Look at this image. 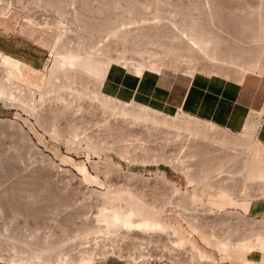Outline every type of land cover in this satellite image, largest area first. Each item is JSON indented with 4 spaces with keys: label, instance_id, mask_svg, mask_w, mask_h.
<instances>
[{
    "label": "rangeland",
    "instance_id": "1",
    "mask_svg": "<svg viewBox=\"0 0 264 264\" xmlns=\"http://www.w3.org/2000/svg\"><path fill=\"white\" fill-rule=\"evenodd\" d=\"M54 1L0 0V73L2 72V74H4L5 72L4 76L0 74V82L2 83V80L5 78L1 85L4 86V89L6 88V93L9 95V100L0 96V147L3 148L0 154H3L4 150L7 149V152L9 151V156L11 155L10 158L14 156L17 161L15 165L3 164L6 166L2 165V167H0V264H59L60 261L64 260L69 263L72 258L73 260L71 261L74 263L72 262L71 264H198V261L196 260V262L194 257L188 256L191 257V260L195 263L193 261L192 263L189 258L187 259V254H185L186 252L184 250L186 245L182 239H188V241L195 245L200 253L207 256V262L209 263L204 264H264V228L259 225V222L264 219V214H261V211L264 209V191L259 189L262 186L261 184H253V187L252 184L250 186L247 184L246 186H248L249 193L243 192L242 189L245 182H243L242 176L239 175L240 172L237 170L238 166H236L235 170L239 173L233 170L234 166H230L232 169H230V167L228 169L224 168L222 170L223 172L218 171L219 173H215L217 177L221 174V176H219L220 178H217L214 174L212 175L215 177H208L210 183L207 180H204V182L199 181L196 179L195 175L199 172L202 173V167L201 165L195 164L198 161L195 160L191 152L188 151L189 149L185 150L188 146L185 144L183 145V141H180L182 143L180 145V143L176 144V141H170L161 136H159L161 138L158 137L154 139L156 135L155 137L152 135L154 137H152V140L148 137L146 139L145 137L147 135L143 134L137 135L136 133L134 136V134H132V132H134L133 129H131L132 131H129V133V129L122 125L123 122H121V120L110 117L108 119L107 113H105L107 114L106 116L104 112L100 113L104 114L103 116L99 113L97 115L95 114L94 117L91 113L90 116L89 113L84 111V104H95L91 99L93 98L94 100L96 96L94 95L95 88L93 90V82H96L98 77L97 74H90L89 72L84 74L89 85L87 87L89 91L86 90L88 92V95H86L88 97L90 96L89 98H87L86 95L85 97L82 93L74 94V90H78L80 86L83 87V84L81 85L78 80H73V82L67 80V82L65 79H55V84L58 83L59 86L56 84L54 87L50 86V83H48V77L52 70L55 53L59 49L62 50L64 47L65 50L63 49V51L67 53L76 52L81 56L87 54L86 56L90 57L92 60L97 58V61H101V56H103L102 48H105L104 50H106L107 54L108 45V47H110L109 49H111L110 52H113L112 54H108L110 57L115 54V52L118 53V51H127L124 53V56L125 54L127 55L125 58L131 56L132 58H130L132 60L138 61L143 58H146L145 60H147V58L153 59L152 57L157 56V59L159 57L161 60H164L165 63H168L165 65L167 67L162 66L159 70L178 72L190 76L202 73L209 76H220L226 79L236 80V70H232L231 73L227 74L225 71H220L221 68L217 69V65L221 64V60L217 58V61L219 60L218 62L216 59H206L205 61V59L199 58L201 54L189 57L186 54L182 55L176 52H163L160 47H158L159 45L155 43L154 39L151 38V40H154V42H152L150 38L144 37L142 34L145 27L152 26L162 32L164 35L163 39H167L165 36L171 35L172 33H176V35L185 34L192 27V23L195 22V20L196 22L206 20L210 12L208 10L210 9V5H208L209 0H87L86 7L76 0H60L61 3H58L59 6H56L57 3H54ZM220 1L221 0L218 2ZM230 1H232V4L229 3ZM233 1L234 0H222L221 3L223 7L225 6L223 10L226 8L229 9L228 7L230 6L233 7ZM203 2L204 4H202ZM243 2V11L252 9V11H254V7H261L262 9L256 8L260 11L258 12L255 10L253 15L254 18L258 15H260L258 17L262 18V14L260 13L264 12L262 11L264 8V5H262L264 4V0H242V3ZM7 5H10V7H7ZM108 5H110V7H108ZM203 6L206 7L204 8ZM101 7L104 8L102 9ZM255 12L259 13L256 14V17ZM202 16L207 17L204 18ZM106 17L112 19V21L115 20L114 24L116 27L115 25L111 27L114 29L113 33L110 32L109 28H105V25H102L103 20H107ZM98 23L101 24L99 25ZM97 26L100 28H96ZM184 31L185 33H183ZM163 32L166 33V35ZM143 37L145 39H143ZM261 41H264V38ZM77 50L80 51L78 52ZM140 55H142V57ZM214 63L218 64L215 65ZM171 64L176 66L179 65V67L172 68ZM109 65L123 66L133 72L136 71L134 70L135 68H131L129 65L123 64V62H111ZM188 66L190 67L188 68ZM219 67H221V65ZM144 70L155 71L147 68L142 69V71ZM72 71H77L78 73L80 71V73L83 74L78 67H75V70L73 69ZM250 73L264 76V58L257 60L255 70ZM87 77H89V79ZM61 83L65 85L63 84L62 87L60 86ZM14 84L16 86H14ZM12 86L15 89H13ZM65 86L68 88H65ZM81 87L77 92H81ZM17 88L19 91L21 89V92L16 91ZM28 90L31 92L29 91V93H27ZM18 92L19 95L17 94ZM10 94H12V97H10ZM20 96H23L21 98L26 100L28 104L32 105L34 103L32 106L35 108V112L31 111L30 113L21 104H18V99L16 100V98ZM91 96L93 97L91 98ZM106 100L109 102L111 101L112 104L115 103L116 106L121 105L124 111L134 108L146 109L145 107L135 104H122L107 98ZM86 101H90L91 103ZM99 101L101 102V100ZM99 101H96V104L98 103L97 106L99 105ZM35 104L39 106L37 107ZM65 106H67V108ZM38 108L40 112H38ZM63 109H66V111L63 112ZM53 110H62L63 115L67 112L66 115L69 114L70 116L76 117V123L74 122L76 125H74V123L70 125L68 122L66 123V121L62 123L63 115L61 119L60 116L58 117L59 120H62L58 122V124L55 119L56 122L49 125V119H47V121L45 118L48 114H44ZM84 113L88 115V117ZM154 113L158 114L156 112ZM159 115L160 117H166L167 122L177 121V124L183 117L180 115V112L170 116L162 114H158L157 116ZM38 116H42L41 118L44 117V122H42V119H38ZM250 116L257 115L251 113L249 117ZM190 118L204 124V126L212 128V134L242 140L255 139L256 130L259 125L255 117H251L250 121L253 124V133L248 134L245 129L243 132L232 133L210 123L192 117ZM256 118H258V116ZM90 119L91 121H89ZM173 122L169 124L173 127L177 126V124L174 125L175 122L174 124ZM62 124H66V126ZM125 127L127 130H125ZM164 134L167 135V133ZM249 137L251 139H248ZM153 140L157 141L154 143ZM178 145L187 147L178 148ZM186 151H188L189 154ZM8 154L6 153L4 157ZM0 156L2 157V162L5 161L3 163H6V159L4 160L2 155ZM5 158L9 159L8 156ZM191 160L193 162H191ZM232 173L235 176H231ZM75 179H83V187L88 191L96 190L97 192L107 193V199L106 196L95 198L93 195H89L87 198L89 201H86L85 197L87 195L82 194V196L79 194L76 196H79L80 200L76 196H70V198H68L71 201L68 200V204L71 203V205L67 207L65 213L58 208H54V205L61 201L57 189L62 188V192L66 189V193H69L70 189L73 188L76 183ZM229 184L234 188V192H229L228 188H226L227 186L229 187ZM172 185L181 191L180 193L182 196L179 193L177 194V192H173L175 190H173L174 187H171ZM214 185L216 189H213ZM221 186L222 189L220 190ZM31 187L36 188L38 191ZM63 187H65L64 190ZM223 187H225L226 189H224L227 191L223 190ZM40 188L47 189L40 190ZM237 191L238 193H236ZM36 192H41L42 194H37ZM44 193L46 195L50 194L49 196L52 200ZM234 193H236L238 197H236ZM8 194L10 197L12 196L15 198H10ZM54 194H57V196ZM110 197L112 201L108 199ZM54 198L57 199H55L53 203ZM8 199H10L9 202ZM29 199H31V201ZM7 202L20 203H18L19 206L15 203L18 207L17 209L15 205L17 210L13 208V210H11L10 208L12 206L8 208L10 204L8 205ZM76 202L79 205H77ZM255 203L257 204L258 210L251 214V208ZM21 204H31L32 206L29 205V208H24L26 205L21 207ZM135 205L144 208L146 212L145 217H147L150 222L144 223L134 217L130 219L131 217L129 215H132V213H130L132 212L131 209ZM35 208L36 211L42 208L45 214L47 213V216L38 218L33 216L32 214H34ZM124 208H127V211H125L126 209ZM68 209L73 212H70ZM51 210L54 211L55 215ZM257 211H259V214ZM74 213H76L77 216ZM104 213L107 215L105 214L103 220H101ZM125 213L129 218H127L128 216ZM96 214H99L97 215L99 218ZM122 214L126 217H122ZM78 216L80 220L77 218ZM87 216H89L88 219H86ZM93 216L94 218L96 216L98 219H94ZM116 218L117 220L115 221H119L118 227L114 229L112 227L107 228L106 224L108 220L113 221ZM99 219L100 221H98ZM129 219H134L135 223L134 220V224L131 223L132 221ZM126 220L127 224L125 222ZM103 221L106 222V224ZM128 223L129 226L127 229L130 230L124 229L126 228L125 225H128ZM139 223L142 226H139ZM132 224H136L138 227H136V225L132 226ZM146 224V227L149 229L150 227L152 228V233L155 231L153 230L154 228L158 229L156 231L158 233L160 232L159 234H161L163 238L160 237L156 231L154 235L152 233L149 234L151 231H147L149 229L144 227ZM162 224L170 229L166 230L164 228L165 226H162ZM255 225H258V227ZM85 226L90 231L87 229L85 230ZM259 226L262 229H260ZM133 228H136V231L135 229L131 231ZM140 228H143L142 230H144V232L145 229H147L146 232L148 233L145 232V235L147 237L150 235L152 240H150L145 249L143 248V244L137 246H140V248H143L145 251L147 250V253H151L152 256L141 259L130 258L127 256V252H132L135 249H133L129 238L132 236L135 237V233H139L138 231ZM203 230L204 232H202ZM246 230L247 233L245 234ZM84 232L87 233L85 234ZM234 232H238V235ZM242 232L244 233L242 234ZM174 234L177 236L175 237ZM229 234L233 238H230ZM206 236H212V238L221 241V244L206 238ZM181 237L183 238L181 239ZM157 238L161 239L160 242ZM244 241H246L245 244ZM164 242L170 243L167 245L169 251L168 249L166 251V245L163 247V244H166ZM179 242L181 243L179 244ZM35 244L44 248L33 249L35 247L32 248V246H36ZM161 244L163 246H161ZM108 245L112 246L108 247ZM173 245L174 247H172ZM45 247H47L46 250ZM50 247L51 249H49ZM113 247L116 249L118 247L119 253H116V250L113 249L115 252H113V255V253H111ZM106 248L110 251L106 250ZM143 249H141V251ZM77 251L81 252L80 255H78ZM212 261H214V263H212Z\"/></svg>",
    "mask_w": 264,
    "mask_h": 264
},
{
    "label": "bare ground",
    "instance_id": "2",
    "mask_svg": "<svg viewBox=\"0 0 264 264\" xmlns=\"http://www.w3.org/2000/svg\"><path fill=\"white\" fill-rule=\"evenodd\" d=\"M54 1V0H53ZM73 1V0H72ZM76 1H78V2H80L81 4H83L85 7L87 6V0H76ZM118 1V0H117ZM219 0H209V4L208 5H210V9H208L209 11V15H208V17L207 16H205V17H207L206 18V20L205 21H203V20H201V21H197L196 22V20H195V22H193L192 23V27L185 33V31L183 32V33H185V34H183V35H181V34H177L176 35V33H172L171 35H167V36H165V37H167V39H163V34H162V32H160V31H158L155 27H145L144 29H143V32H142V34H143V36L144 37H147V38H150V41H152V42H154V40H155V43H157V45H159L158 47H160V49L163 51V52H176V53H180V54H186V55H188L189 57H193V56H197L196 54H201V55H199L200 57L199 58H201V59H205V61H206V59H219V60H221V67H219L220 65H217V69L218 68H221L220 69V71H225V73H227V74H229V73H231V71L232 70H236V79L237 80H240V78H243L242 76H243V74L244 73H246V72H252V71H254L255 70V68H256V62H257V60L258 59H260V58H264V41H261L264 37V12L263 13H260V14H262V18H260V17H258V16H260V15H258L257 17H256V14H259V13H256L255 12V17L256 18H254V15H253V13H254V11L255 10H257V9H262L261 7L259 8V7H254L255 9H254V11H252V10H242V8H243V6H244V2L242 3V0H234L233 2V4L234 5H232L233 7H228L229 9H225V10H223V8H225V6L223 7V5H222V3H221V1L220 2H218ZM245 1V0H244ZM51 2V1H50ZM60 2V0L59 1H57V0H55L54 1V3H57V5L56 6H59L58 5V3ZM207 2V1H206ZM262 2V1H261ZM61 3V2H60ZM112 3V2H111ZM131 3V2H130ZM229 3H231L232 4V1H230ZM251 3V2H250ZM264 3V2H263ZM53 4V3H52ZM79 4V3H78ZM80 4V5H81ZM116 4V3H115ZM202 4H204V2L202 3ZM225 4V3H224ZM226 4H228V3H226ZM11 5V4H10ZM10 5L8 6L7 5V7H10ZM47 5V4H46ZM53 5H55V4H53ZM82 5V6H83ZM146 5V4H145ZM199 5V4H198ZM198 5H196V6H198ZM230 5V4H229ZM242 5V6H241ZM262 5H264V4H262ZM5 6V5H4ZM12 6V5H11ZM227 6V5H226ZM240 6H241V8H240ZM7 7H4V8H7ZM60 7H62V6H60ZM108 7H110V5H108ZM146 7V6H145ZM204 7V6H203ZM206 7V6H205ZM204 7V8H205ZM263 7V6H262ZM55 8V7H54ZM59 8V7H58ZM82 8V7H81ZM102 9L104 8V7H101ZM100 8V9H101ZM107 8V7H106ZM105 8V9H106ZM202 8V7H201ZM208 8V7H207ZM238 8H240V9H238ZM257 8V9H256ZM8 9V8H7ZM7 9H4V10H6V11H8ZM84 9V8H83ZM117 9V8H116ZM198 10V9H197ZM204 10V9H203ZM206 10V9H205ZM239 10V11H238ZM241 10V11H240ZM5 11V12H6ZM80 11V10H79ZM99 11H101V10H99ZM167 11V10H166ZM258 11V10H257ZM260 11V10H259ZM258 11V12H259ZM262 11H264V8H263V10ZM261 11V12H262ZM59 12V11H58ZM199 12V11H198ZM97 13V12H96ZM108 13V12H107ZM201 13V12H200ZM204 13V12H203ZM197 14V13H196ZM82 15V14H81ZM201 15V14H200ZM55 16V15H54ZM81 17V16H80ZM113 17V16H112ZM202 17H204V16H202ZM204 17V18H205ZM43 18V17H42ZM117 18V17H116ZM115 18V19H116ZM83 19V18H82ZM101 19V18H100ZM99 19V20H100ZM106 19L107 20H103V22H102V25H105L106 27L105 28H109L110 29V32L111 33H113V30L114 29H112L111 27H113L115 24V20L114 21H112V19H109V18H107L106 17ZM141 19V18H140ZM178 19V18H177ZM203 19V18H202ZM102 20V19H101ZM174 20V19H173ZM151 21V20H150ZM87 22V21H86ZM122 23V22H121ZM120 23V24H121ZM151 23V22H150ZM188 23H191V22H188ZM82 24V23H81ZM99 25L101 24V23H98ZM119 24V23H118ZM185 24V23H184ZM80 25V24H79ZM97 25V24H96ZM126 25V24H125ZM82 26V25H81ZM149 26H151V25H149ZM170 26V25H169ZM104 27V26H103ZM115 27H116V25H115ZM120 27V26H119ZM172 27V26H171ZM84 28V27H83ZM86 28V27H85ZM95 28V27H94ZM96 28H100V27H96ZM102 28V27H101ZM121 28V27H120ZM119 28V29H120ZM165 28V27H164ZM189 28V27H188ZM93 29V28H92ZM116 29H118V28H116ZM94 30V29H93ZM95 30H97V29H95ZM104 30V29H103ZM102 30V31H103ZM160 30V29H159ZM170 30V29H169ZM173 30V29H172ZM101 31V30H100ZM109 32V33H110ZM116 32V31H115ZM170 32V31H169ZM64 33V32H63ZM101 33V32H100ZM110 33V34H111ZM133 33V32H132ZM140 33V32H139ZM164 33V32H163ZM180 33H182V32H180ZM104 34V33H103ZM165 35H166V33H164ZM170 34V33H169ZM64 35V34H63ZM141 35V34H140ZM105 36V35H104ZM108 36V35H107ZM118 36V35H117ZM138 36V35H137ZM261 36H262V38H261ZM114 37V36H113ZM143 37V39H145ZM259 37V38H258ZM65 38V37H64ZM109 38H111V37H109ZM115 38V37H114ZM123 38V37H122ZM132 38V37H131ZM151 38L152 39H154V40H151ZM61 39H62V37H61ZM136 39V38H135ZM137 40V39H136ZM140 40H141V38H140ZM61 41V40H60ZM62 41H63V39H62ZM68 41V40H67ZM83 42V41H82ZM117 42V41H116ZM149 42V41H148ZM61 43V42H60ZM115 43V42H114ZM150 43V42H149ZM57 44V43H56ZM55 44V45H56ZM64 44V43H63ZM105 44V43H104ZM112 44V43H111ZM91 45V44H90ZM116 45V44H115ZM146 45V44H145ZM84 46V45H83ZM102 46V45H101ZM109 46V45H108ZM107 46V54H106V50H104L105 48H102L103 49V56H101L102 58H101V61H97L96 59L95 60H92L90 57H88V56H86L87 54H85V56H81V55H79L78 53H76V52H72V53H67V52H65V51H63V49H64V47H63V49L61 50V49H59L56 53H55V57H54V62H53V65H52V70H51V73H49V77H48V83H50V86H52V87H54L56 84L58 85V83H56L55 84V82H54V80L55 79H65L66 81L68 80H70V82L72 81L73 82V80H78L80 83H81V85L83 84V87H81V92L79 91V92H77L78 90H80V87H79V89L78 90H74L75 92H74V94L76 93V94H78V93H82V94H84V96L87 94L88 95V92L87 91H89V90H87L88 88V82H87V79H86V77H85V73H94V74H97L98 75V77H97V80H96V82H93L94 83V87H93V90H94V88H95V93H94V95H96L95 97L97 98H95L94 97V100H93V96H91V100L96 104V101H99V100H101V102L99 101V105L97 106V104H96V106H95V104H92L90 101H86V102H88V103H91V104H89V105H86V104H84L85 105V107H84V111H86L87 113H89V115L92 113L93 114V117L95 116V114L97 115L98 113L100 114L101 112H104V114L105 113H107V114H105V116L107 115L108 116V119H109V117L110 118H115L116 120H121V122H123V124L122 125H124V126H126L129 130H128V132L130 131H132L131 129H133L134 130V132H132V134H134V136L136 135V133H137V135L138 134H143V135H147L145 138L147 139V137L148 138H150L151 140L155 137V135H156V137L154 138V139H156V138H158L159 136H161V137H163V138H166V139H169L170 141H176V144L177 143H180V145L182 144L180 141H183V145L185 144V145H187L186 147H187V149H185L186 147L185 146H182V147H185L184 149L185 150H188V151H190L191 152V154H192V156L195 158V160H197L198 162L197 163H195V161H194V163L195 164H198L199 166L201 165V167H202V170L203 171H201L202 173H196V175H195V177H196V179L197 180H199V181H202V182H204V180H209V178H210V176H213V177H217V174L215 175V173L217 172V173H219V172H221L224 168H229L230 166H234L233 167V170L234 171H236V172H240V174L239 175H241L242 177L241 178H243V182H245V185L243 186V192H247V193H249L248 192V186H246L247 184L250 186L251 184H252V187H253V184H261L262 186H261V188H259L261 191H264V154H263V151H262V146L255 140V139H251L250 137L248 138V139H251V140H242V139H234V138H231V137H226V136H220V135H216V134H212L211 133V130H212V128H210V127H208V126H204V124H202V123H200V122H198V121H196V120H193V119H191L190 117H186V116H188V115H184V114H182V113H180V115H182L183 117H182V119L180 120V118H179V120H180V122L178 121V124L176 123L177 121H174L175 122V124H174V122H173V124L174 125H176L177 124V126H175V127H173L171 124H172V122H167V118L166 117H160V115L159 116H157L158 114H160V113H158V114H155L154 112L155 111H152V110H150V109H139V108H137V109H131V110H128V111H124V110H122V106L120 107V106H116L115 105V103L114 104H112L111 103V101L109 102L108 100H106V97L105 96H102L100 93H99V84H100V81H101V78H102V75H103V73L104 72H106L105 71V69L106 68H108L107 66L109 65V63H111V62H123V64L125 63L126 65H129L131 68H135L134 70H136L137 72H141L142 71V69H144V68H147V69H152V70H156V71H158L160 68H162V66H164V67H167V66H165V65H167L168 63H165L164 62V60H161L159 57H158V59L156 58H154V57H152L153 59H149V58H147V60H145L144 58V60L143 59H139V61L138 60H132L130 57H129V54H128V57L129 58H125L127 55L125 54V56H124V53H126V52H119L118 50V53H116L115 52V54H113L111 57L108 55L109 53H111L110 52V50L111 49H109L110 47H108ZM120 46V45H119ZM129 46H130V44H129ZM118 47V46H117ZM125 47V46H124ZM124 47H122V48H124ZM80 48H81V46H80ZM99 48V47H98ZM101 48V47H100ZM121 48V49H122ZM133 48V47H132ZM71 49V48H70ZM72 49H73V47H72ZM115 49V48H114ZM65 50V49H64ZM67 50V49H66ZM75 50V49H74ZM81 50V52H82V48L80 49ZM79 50V51H80ZM96 50V49H95ZM116 50V49H115ZM124 50V49H123ZM126 50V49H125ZM68 51V50H67ZM76 51V50H75ZM78 51V50H77ZM78 51V52H79ZM160 51V50H159ZM69 52V51H68ZM97 52H98V50H97ZM100 52V51H99ZM133 52V51H132ZM102 53V52H101ZM113 53V52H112ZM111 53V54H112ZM174 53H173V55H174ZM92 54V53H91ZM132 54V53H131ZM178 55V54H177ZM141 57H142V55H140ZM96 57V56H95ZM100 58V57H99ZM136 58V57H135ZM139 58V57H138ZM217 59H216V61H217ZM218 60V61H219ZM188 61V60H187ZM217 61V62H218ZM223 61V62H222ZM189 62V61H188ZM208 62H210V61H208ZM211 62H212V60H211ZM225 62V63H224ZM165 63V64H164ZM171 63V62H170ZM176 63V62H175ZM222 63H224V64H222ZM215 65L216 64H218V63H214ZM171 66H172V68L174 67V68H176V67H179V65L178 66H176V65H173V64H171ZM75 67L77 68L78 67V69L79 70H81V72L83 73V74H81L80 73V71H79V73L77 72V71H72L73 69L75 70ZM168 67H170V66H168ZM190 66H188V68H189ZM187 68V67H186ZM192 68V67H191ZM189 71H190V69H189ZM77 72V73H76ZM187 73H188V71H187ZM0 74H2V72L0 73ZM105 74V73H104ZM5 75V72H4V74H2L1 76H4ZM87 75V74H86ZM104 76V75H103ZM88 79H89V77H87ZM3 79V78H2ZM1 80V79H0ZM3 80H5V78L3 79ZM2 80V83L4 82ZM7 80V79H6ZM56 81V80H55ZM67 81V82H68ZM89 81V80H88ZM69 82V83H70ZM75 82V81H74ZM77 82V81H76ZM1 82H0V96L3 98H6V99H8L9 100V95L6 93V88L4 89L3 87L4 86H2L1 84H2ZM8 83V82H7ZM69 83H66V84H69ZM78 83V82H77ZM89 83H90V81H89ZM102 83V82H101ZM5 84V83H4ZM13 84V83H12ZM47 84V83H46ZM64 84V83H63ZM63 84L61 83V85L60 86H62L63 87ZM92 84V83H91ZM6 85V84H5ZM65 85V84H64ZM80 85V84H79ZM14 86H16L15 84H14ZM48 86V85H47ZM46 86V87H47ZM59 86V85H58ZM69 86V85H68ZM92 86V85H91ZM8 87V86H7ZM45 87V88H46ZM12 88H13V86H12ZM19 88H21V87H19ZM51 88V87H50ZM65 88H68V87H66L65 86ZM13 89H15V88H13ZM21 89H23V88H21ZM21 89H20V91L18 90V88L16 89V91H19V92H21ZM55 89V88H54ZM61 89V88H60ZM27 90V89H26ZM51 90V89H50ZM52 90H53V88H52ZM57 90V89H56ZM71 90V89H70ZM87 90V91H86ZM29 91L30 90H28L27 91V93H29ZM8 92V91H7ZM12 92H15V91H12ZM12 92H10V93H12ZM19 92L17 93L18 95H19ZM24 92V91H23ZM22 92V93H23ZM31 92V91H30ZM71 92H72V90H71ZM22 93H21V95H22ZM34 93V92H33ZM32 93V94H33ZM47 93V92H46ZM49 93V92H48ZM73 93V92H72ZM36 94V93H35ZM43 94V93H42ZM53 94V93H52ZM11 96L10 97H12V94H10ZM27 95V94H26ZM34 95V94H33ZM44 95V94H43ZM86 95V96H87ZM15 96V95H14ZM24 96V95H23ZM23 96H20L19 98L17 97L16 98V100L18 101V104H21L24 108H26L27 110H28V112H30L31 113V111H34L35 112V108L31 105V104H28V102L26 101V100H24L23 98H21V97H23ZM28 96V95H27ZM45 96V95H44ZM50 96V95H49ZM78 96V95H77ZM79 96H80V94H79ZM85 96V97H86ZM25 97V96H24ZM41 97H43V96H41ZM82 97V96H81ZM90 97V96H89ZM88 96H87V98H89ZM31 98H32V95H31ZM33 98H34V96H33ZM44 98V97H43ZM87 98H85V99H87ZM107 99H110V98H107ZM11 100H12V98H11ZM10 100V101H11ZM20 100V101H19ZM27 100H29V99H27ZM42 100V99H41ZM89 100V99H88ZM13 101H15V100H13ZM24 101H26V102H24ZM30 101V100H29ZM33 101V100H32ZM115 101V100H114ZM9 102V101H8ZM64 102V101H63ZM70 102V101H69ZM13 103H15V102H13ZM44 103V102H43ZM63 104V103H62ZM123 104V103H122ZM17 105V104H16ZM32 107H31V106ZM36 106H37V104H35ZM83 105V104H82ZM83 105V106H84ZM39 106V105H38ZM37 106V107H38ZM68 106V105H67ZM67 106H65L66 108H67ZM43 108V107H42ZM63 108V107H62ZM71 108V107H70ZM99 108V109H98ZM54 109V108H53ZM57 109V108H56ZM74 109V108H73ZM77 109V108H76ZM37 110H39L38 112H40V109L38 108ZM79 110V109H78ZM83 110V109H82ZM149 110V111H148ZM64 111H66V109L64 110L63 109V112ZM76 111V110H75ZM42 112H43V109H42ZM47 112H48V110H47ZM63 112H62V110H53V111H49V113H45L44 115H46V114H48V115H46V120L47 119H49V122L48 123H50L49 125H51V123H53V122H56V120H57V124H58V122H60V121H62V123H65V121H66V123L68 122L70 125H72L74 122L76 123V121L75 120H77L76 119V117H73V116H70L69 114H67L66 115V113L67 112H65V114L63 115ZM70 112V111H69ZM72 112V111H71ZM153 112V113H152ZM73 113V112H72ZM33 114V113H32ZM41 114H43V113H41ZM85 114V113H84ZM104 114H100L101 116H103ZM34 115H35V113H34ZM38 115H39V113H38ZM63 115V118L61 117ZM72 115V114H71ZM74 115V114H73ZM86 115V114H85ZM48 116V117H47ZM60 116V119L62 118V120H59L58 119V117ZM87 117H88V115H86ZM85 116V117H86ZM91 116V115H90ZM99 116V115H98ZM101 116H99V117H101ZM166 116V115H165ZM42 117V116H41ZM40 116H38V119H42V122H44V120H45V118L43 117V118H41ZM181 117V116H180ZM255 117H257V116H255ZM91 118V117H90ZM107 118V117H106ZM56 119V120H55ZM96 119H97V117H96ZM101 119V118H100ZM104 119H105V117H104ZM103 119V120H104ZM55 120V121H54ZM59 120V121H58ZM170 120H172V119H170ZM40 121V120H39ZM48 121V120H47ZM73 121V122H72ZM78 121H80V120H78ZM77 121V122H78ZM89 121H91V119L89 120ZM88 121V122H89ZM105 121V120H104ZM119 122V121H118ZM40 123V122H39ZM74 123V125H76ZM130 123V124H129ZM169 123H171V124H169ZM41 124V123H40ZM45 124V123H44ZM61 124V123H60ZM59 124V125H60ZM52 125H54V124H52ZM63 125V124H62ZM65 126H66V124H64ZM63 125V126H64ZM73 125V126H74ZM16 126V125H15ZM18 126V125H17ZM44 126V125H43ZM42 126V127H43ZM55 126V125H54ZM74 127H76V126H74ZM123 127V126H122ZM121 127V128H122ZM125 127V128H126ZM70 128V127H69ZM127 128L125 129V130H127ZM174 128V129H173ZM64 129H65V127H64ZM72 129V128H71ZM70 129V130H71ZM123 129H124V127H123ZM5 130V129H4ZM57 130V129H56ZM121 130V129H120ZM245 130L248 132V134H251V133H253L252 131H253V124L251 123V121L250 120H248V122H247V124H246V126H245ZM125 132V131H124ZM127 132V131H126ZM127 132V133H128ZM129 132V133H130ZM164 133H167V135L166 134H164ZM91 134V133H90ZM150 136H149V135ZM164 134V135H163ZM168 134H170V135H168ZM152 135H154V137L152 136ZM225 135V134H224ZM249 136H251V135H249ZM153 137V138H152ZM161 137H159V138H161ZM248 137V136H247ZM252 137H253V135H252ZM138 138V137H137ZM5 139V138H4ZM8 139V138H7ZM69 139V138H68ZM165 139V140H166ZM247 139V138H246ZM159 140V139H158ZM255 140V141H254ZM149 142H151L150 140H148ZM147 141V142H148ZM157 141V140H156ZM155 140H153V142L155 143L156 142ZM177 141H179V142H177ZM165 142V141H164ZM12 143V142H11ZM152 143V142H151ZM69 144H71V143H69ZM168 144H169V142H168ZM1 145V144H0ZM179 146V145H178ZM177 146V147H178ZM181 146H179L178 148H180ZM181 147V148H182ZM177 148V149H178ZM1 149H3V148H1L0 147V151H1ZM180 150V149H179ZM6 151V152H5ZM184 151V150H183ZM188 151H186V152H188ZM5 152V153H4ZM4 152H3V154H0V155H2L3 156V158H4V160L6 159V163H3V162H5V161H3L2 162V157L0 156V167H2V165L3 164H7V165H11L12 166V164H16V157H11L10 158V156H9V154H8V152H7V149L6 150H4ZM2 153V152H1ZM8 154L7 156H8V158L9 159H7V158H5V157H7V156H5L4 157V155L5 154ZM188 154H189V152H188ZM191 156V157H192ZM26 158V157H25ZM191 162H193L192 160H191ZM3 166H6V165H3ZM236 166H238V171L237 170H235V168H236ZM9 167V166H8ZM4 168V167H3ZM6 168V167H5ZM32 168V167H31ZM58 168V167H57ZM12 169V168H11ZM36 169V168H35ZM60 169V168H59ZM230 169H232L231 167H230ZM61 170V169H60ZM219 171V172H218ZM234 171H232L233 173H236V172H234ZM109 172V171H108ZM223 172V171H222ZM238 172V173H239ZM64 173V172H63ZM232 173V175L231 176H233L234 174ZM195 174V173H194ZM212 174H214V175H212ZM226 174V173H225ZM3 175V174H2ZM228 175V174H227ZM45 176V175H44ZM219 176H221V174L219 175ZM218 176V177H219ZM235 176V175H234ZM209 177V178H208ZM212 177V178H213ZM217 177V178H218ZM240 177V176H239ZM72 178V177H71ZM193 178V177H192ZM220 178V177H219ZM59 179V178H58ZM73 179H74V177H73ZM73 179H72V181H73ZM231 179V178H230ZM236 179V178H235ZM30 180V179H29ZM37 180V179H36ZM57 180V179H56ZM213 180V179H212ZM253 180H257V181H253ZM75 181H76V183L74 184V187L73 188H71L70 189V191H69V193H66V189H65V187H63V192H62V188L61 189H57V187H56V189H57V193H58V196H60V198H61V201L60 202H58L56 205H54L55 207L54 208H58V209H60L62 212H66V210H67V207H69L70 205H71V203L70 204H68V202L70 201L68 198H70V196L72 197V196H76V195H82V194H84V195H87L85 198H86V201H89V200H87V198H88V196L89 195H93L95 198L96 197H102V196H106V199H107V193H103V192H97L96 190L94 191V190H86V189H84V187H83V185H84V181H83V179H75ZM53 182V181H52ZM51 182V183H52ZM209 182V181H208ZM242 182V181H241ZM242 182V183H243ZM167 183V182H166ZM205 183H206V181H205ZM210 183V182H209ZM61 184V183H60ZM16 186V185H15ZM68 186V185H67ZM72 187V186H71ZM147 187V186H146ZM172 188L174 187L173 185L171 186ZM212 187V186H211ZM216 186L214 185L213 186V189L215 188ZM226 187V186H225ZM225 187H223V190H225L226 188H228V190H229V192L231 191V192H234V188L229 184V187L227 186L226 188ZM252 187H250V188H252ZM19 188V187H18ZM22 188V187H21ZM28 188V187H27ZM31 188H33V189H36V188H34V187H31ZM67 188V187H66ZM111 188V187H110ZM171 188V189H172ZM208 188H209V185H208ZM217 188H219V187H217ZM225 188V189H224ZM246 188V189H245ZM29 189H30V187H29ZM38 189H39V187H38ZM47 188H45V189H42V188H40V190H46ZM49 189H50V187H49ZM53 189H55V188H53ZM216 189V188H215ZM222 189V186L220 187V190ZM20 190V189H19ZM28 190V189H27ZM37 190V189H36ZM35 190V191H36ZM39 190V191H40ZM69 190V189H68ZM173 190H175V191H173L174 193H176L177 192V194L179 193L181 196H182V194L180 193L181 191L179 190V189H177L176 187H174L173 188ZM219 190V189H218ZM251 190V189H250ZM22 191V190H21ZM30 191V190H29ZM38 191V190H37ZM60 191H61V193H60ZM170 191H172V190H170ZM225 191H227V190H225ZM16 192V191H15ZM44 192V191H43ZM48 192V191H47ZM51 192V191H50ZM49 192V193H50ZM172 192V193H173ZM37 194H39V193H41V192H36ZM54 193V192H53ZM217 193V192H216ZM236 193H238V191L236 192ZM236 193H234V194H236ZM22 194V193H21ZM27 194H29V193H27ZM42 194V193H41ZM45 194V193H44ZM48 194V193H47ZM51 194V193H50ZM50 194H48V195H46L47 197H50L49 195ZM263 194V193H262ZM3 195V194H2ZM19 195H20V193H19ZM44 195V196H45ZM54 195H56L57 196V194H54ZM68 195H69V197H68ZM153 195V194H152ZM238 195H240V194H238ZM8 196H9V194H8ZM40 196V195H39ZM83 196V195H82ZM241 196V195H240ZM239 196V197H240ZM10 197V196H9ZM17 197V196H16ZM41 197V196H40ZM43 197V196H42ZM52 197H53V195H52ZM77 197V196H76ZM140 197V196H139ZM159 197V196H158ZM236 197H238L237 196V194H236ZM10 198H15V197H10ZM19 198V197H18ZM58 198V197H57ZM57 198H54L53 199V203H54V200L55 199H57ZM77 198H79V196L77 197ZM103 198H105V197H103ZM36 199V198H35ZM44 199V198H43ZM49 199V198H48ZM50 199H51V197H50ZM75 199V198H74ZM73 199V200H74ZM83 199V198H82ZM81 199V200H82ZM108 199H110L111 200V197L110 198H108ZM242 199V198H241ZM9 200L10 199H8V202H9ZM18 200V199H17ZM30 201H31V199H29ZM52 200V199H51ZM60 200V199H59ZM69 200V201H68ZM77 200V199H76ZM79 200H80V198H79ZM83 200H85V199H83ZM100 200V199H99ZM109 200V201H110ZM147 200V199H146ZM187 200V199H186ZM3 201V200H2ZM11 201H13V200H11ZM26 201V200H25ZM24 201V202H25ZM36 201H38V200H36ZM45 201V200H44ZM58 201V200H57ZM92 201V200H91ZM98 201V200H97ZM101 201V200H100ZM112 201V200H111ZM151 201V200H150ZM7 202V203H8ZM71 202V201H70ZM73 202H75V201H73ZM82 202V201H81ZM80 202V203H81ZM14 202H11V203H8V205H9V207L8 208H10L11 206V210H15L16 208L18 209V207H17V205L19 206V204L18 203H20V202H15L14 204H13ZM44 203V202H43ZM50 203H52V202H50ZM87 203V202H86ZM90 203V202H89ZM105 203V202H104ZM110 203V202H109ZM113 203H114V200H113ZM13 204V205H12ZM36 204V203H35ZM75 204V203H74ZM76 204H77V202H76ZM96 204V203H95ZM102 204V203H101ZM7 205V204H6ZM6 205H4V206H6ZM7 205V206H8ZM15 205H16V208H15ZM22 205V204H21ZM24 205V204H23ZM23 205L21 206V207H23ZM26 205V206H25ZM24 206V208H29L30 206L29 205H31V204H29V205H27V204H25ZM77 205H79V204H77ZM76 205V206H77ZM90 205V204H89ZM154 205V204H153ZM6 206V207H7ZM14 206V207H13ZM32 206V205H31ZM73 206V205H72ZM76 206H74V207H76ZM83 206V205H82ZM92 206V205H91ZM111 206V205H110ZM35 207V206H34ZM90 207V206H89ZM97 207V206H96ZM124 207H127V206H124ZM13 208V209H12ZM33 208V207H32ZM43 208H45V207H43ZM102 208V207H101ZM100 208V209H101ZM111 208V207H110ZM16 209V210H17ZM22 209V208H21ZM40 209V208H39ZM70 209H72V208H70ZM124 209H126L125 211H127V208H124ZM129 209V208H128ZM131 209V208H130ZM27 210V209H26ZM28 210H30V209H28ZM31 210H34V209H31ZM69 210V209H68ZM76 210V209H75ZM89 210V209H88ZM163 210V209H162ZM10 211V210H9ZM36 208H35V210H34V214H32L33 216H36L37 218L38 217H42V216H47L46 214H45V212L43 211V209L41 208L40 210H37L36 212ZM52 211V210H51ZM59 211V210H58ZM58 211H57V213H58ZM70 211V210H69ZM131 211L132 212H130V213H132V215L130 214L129 216L131 217L130 219H132L133 217L134 218H137L138 220H140L141 222H144V223H146V222H150L149 220H148V218L147 217H145V214H146V212H145V210H144V208L143 207H141V206H139V205H135L132 209H131ZM161 211V210H160ZM208 211V210H207ZM27 212V211H26ZM31 212V211H30ZM53 213H54V211H52ZM70 212H73V211H70ZM81 212V211H80ZM86 212H87V210H86ZM107 212V211H106ZM113 212V211H112ZM121 212V211H120ZM59 213H61V212H59ZM77 213V212H76ZM76 213H74V214H76ZM88 213V212H87ZM119 213V212H118ZM126 213H128V212H126ZM125 213V214H126ZM191 213V212H190ZM26 214V213H25ZM49 214V213H48ZM62 214V213H61ZM69 214H71V213H69ZM69 214H68V216H69ZM82 214V213H81ZM106 213H104L103 214V216H102V219L101 220H103V217H104V215H105ZM115 214V213H114ZM181 214V213H180ZM206 214V213H205ZM239 214V213H238ZM29 215V214H28ZM54 215H55V213H54ZM57 215V214H56ZM73 215V214H72ZM84 215V214H83ZM83 215H82V217H83ZM91 215V214H90ZM97 215H99V214H96V216ZM102 215V214H101ZM107 215V214H106ZM111 215H113V214H111ZM124 214H122V217H126V216H123ZM127 215V214H126ZM204 215V214H203ZM210 215V214H209ZM59 216V215H58ZM66 216V215H65ZM76 216H77V214H76ZM92 216V215H91ZM95 216V218H97ZM120 216V215H119ZM118 216V217H119ZM128 216V215H127ZM129 216L127 217V218H129ZM205 216V215H204ZM30 217V216H29ZM35 217V218H36ZM49 217H50V214H49ZM62 217V216H61ZM64 217V216H63ZM71 217V216H70ZM88 217L89 216H87V218L86 219H88ZM109 217H111V216H109ZM239 217H241V216H239ZM238 217V218H239ZM242 217H243V215H242ZM55 218V217H54ZM77 218H79V220H80V217L78 216ZM84 218V219H85ZM92 218V217H91ZM90 218V219H91ZM93 218H94V216H93ZM92 218V219H93ZM94 218V219H95ZM99 218V217H98ZM97 218V219H98ZM69 219V218H68ZM89 219V220H90ZM129 219V220H130ZM187 219V218H186ZM24 220V219H23ZM45 220V219H44ZM52 220V219H51ZM64 220V219H63ZM78 220V221H79ZM111 220V219H110ZM115 220H117V218L116 219H114L113 221L111 220V221H109L108 220V222H107V224H106V222H104L106 225H107V228L108 227H112L113 229L114 228H116V227H118V222L119 221H115ZM134 220V219H133ZM133 220H130V221H132L131 223H133ZM192 220V219H191ZM56 221V220H55ZM94 221V220H93ZM98 221H100V219L98 220ZM137 221V220H136ZM83 222V221H82ZM86 222V221H85ZM88 222V221H87ZM126 222V224H127V220L125 221ZM124 222V223H125ZM50 223V222H49ZM54 223V222H53ZM66 223V222H65ZM75 223H76V221H75ZM89 223V222H88ZM92 223V222H91ZM123 223V224H124ZM134 223H135V220H134ZM133 223V224H134ZM144 223H143V225H144ZM193 223V222H192ZM191 223V224H192ZM221 223V222H220ZM257 223V222H256ZM74 224V223H73ZM77 224V223H76ZM83 224V223H82ZM87 224V223H86ZM96 224V223H95ZM99 224V223H98ZM132 224V226H135V225H133ZM140 224V223H139ZM138 224V225H139ZM161 224V223H160ZM190 224V223H189ZM221 224H223V223H221ZM233 224H235V223H233ZM46 225V224H45ZM62 225V224H61ZM94 225V224H93ZM97 225V224H96ZM194 225V224H193ZM225 225V224H224ZM245 225H247V224H245ZM259 225L262 227V228H264V219H263V221H260L259 222ZM79 226V225H78ZM87 226H92V225H87ZM95 226V225H94ZM101 226V225H100ZM126 226V228H124V229H126V230H130V229H127V227L129 226V223H128V225H125ZM131 226V225H130ZM139 226H142L141 224L139 225ZM147 226V224L144 226V227H146ZM151 226V225H150ZM162 226H165L164 228L167 230V229H170L169 227H166V225H163L162 224ZM255 226H257L258 227V225H255ZM259 226V228L260 229H262L261 227ZM59 227V226H58ZM77 227V226H76ZM136 227H138L137 225H136ZM196 227V226H195ZM81 228V227H80ZM100 228V227H99ZM132 228V227H131ZM147 229H149L148 227H146ZM236 228V227H235ZM84 229L86 230L87 229V227L85 226L84 227ZM89 229H90V227H89ZM134 229H135V231H136V228H133V229H131V231L133 230L134 231ZM138 229V228H137ZM143 229V228H142ZM141 228L139 229V233H135L136 235H135V237L134 236H132V237H134V238H132V237H130L129 238V240L131 241V244H132V247H133V249H135L134 251H132V252H127V256L128 257H130V258H139V259H141V258H147V257H151L152 256V254L151 253H147V250L145 251L144 249H145V247L149 244V242H150V240H152L151 239V236L149 235V234H151L152 233V231H151V227H150V229L149 230H147V229H145V232H146V230L147 231H151V232H149V236L147 237L146 235H145V232H144V230H142ZM204 229V228H203ZM84 230V231H85ZM88 230V229H87ZM100 230V229H99ZM98 230V231H99ZM112 230V229H111ZM153 230H158V229H153ZM164 230V229H163ZM199 230V229H198ZM88 231H90V230H88ZM110 231V230H109ZM155 231L152 233L153 235H154V233H155ZM159 231H161V230H159ZM178 231V230H177ZM200 231V230H199ZM229 231V230H228ZM238 231V230H237ZM157 232V231H156ZM162 232V231H161ZM176 232V231H175ZM202 232H204V230L202 231ZM85 233V232H84ZM87 233V232H86ZM85 233V234H86ZM90 233V232H89ZM94 233V232H93ZM146 233H148V232H146ZM158 233V232H157ZM160 233V232H159ZM158 233V234H159ZM234 233H236V232H234ZM238 233V232H237ZM236 233V234H237ZM244 232H242V234H243ZM247 233V230H246V232H245V234ZM126 234V233H125ZM177 234V233H176ZM210 234V233H209ZM212 234V233H211ZM52 235V234H51ZM84 235V234H83ZM122 235V234H121ZM160 235V237H162L163 238V236L161 235V234H159ZM238 235V234H237ZM252 235V234H251ZM254 235V234H253ZM256 235V234H255ZM60 236V235H59ZM109 236V235H108ZM118 236V235H117ZM131 236V235H130ZM157 236V235H156ZM156 236H154V237H156ZM166 236V235H165ZM168 236V235H167ZM174 236H175V234H174ZM177 236V235H176ZM175 236V237H176ZM178 236H179V234H178ZM228 236V235H227ZM229 236H230V238H233V237H231V235L229 234ZM234 236V235H233ZM236 236V235H235ZM245 236V235H244ZM243 236V237H244ZM58 237V236H57ZM88 237V236H87ZM122 237V236H121ZM125 237V236H124ZM123 237V238H124ZM159 237V238H160ZM214 237V236H213ZM18 238V237H17ZM81 238V237H80ZM83 238V237H82ZM93 238V237H92ZM126 238V237H125ZM159 238H157V240L159 239ZM170 238V237H169ZM179 238H180V236H179ZM183 237H181V239H182ZM206 238H208V239H211L212 241H214V242H217V243H219V244H221V241H219V240H216V239H214V238H212V236L211 237H209V236H206ZM216 238H217V236H216ZM219 238V237H218ZM226 238V237H225ZM229 238V237H228ZM65 239H66V237H65ZM85 239V238H84ZM180 239V240H181ZM248 239H249V237H248ZM16 240V239H15ZM44 240V239H43ZM45 240H46V238H45ZM51 240V239H50ZM160 240L161 239H159V242H160ZM167 240V239H166ZM179 240V239H178ZM184 242H185V245H186V248L184 249L185 250V254H187L186 255V257H187V259L189 258L190 260L192 259L191 257H194L193 259L198 263V264H201V263H209V262H207L208 261V258H207V256L206 255H204L203 253H200L197 249H196V247H195V245L193 244V243H191L190 241H188V239L187 240H185V239H182ZM221 240H222V238H221ZM231 240V239H230ZM240 240V239H239ZM251 240V239H250ZM36 241V240H35ZM63 241V240H62ZM109 241V240H108ZM114 241V240H113ZM154 241V240H153ZM152 241V242H153ZM174 241H175V239H174ZM235 241V240H234ZM17 242V241H16ZM28 242V241H27ZM26 242V243H27ZM245 242L246 241H244V244H245ZM252 242V241H251ZM255 242H257V241H255ZM21 243V242H20ZM163 243V242H162ZM164 243H166V242H164ZM168 243V242H167ZM161 244V246H163V247H165V245H166V251H167V249H168V251H169V247L167 248V245H169L170 243H168V244ZM172 243V242H171ZM178 243V242H177ZM181 242H179V244H180ZM15 244V243H14ZM45 244V243H44ZM56 244V243H55ZM111 244V243H110ZM120 244V243H119ZM139 244H143L144 246H143V248H140V246H137V245H139ZM155 244V243H154ZM174 244H176V243H174ZM237 244H238V242H237ZM253 244V243H252ZM36 245V244H35ZM130 245V244H129ZM159 245V244H158ZM182 245V244H181ZM222 245H223V243H222ZM44 246V245H43ZM49 246V245H48ZM55 246V245H54ZM57 246V245H56ZM64 246V245H63ZM104 246V245H103ZM110 246H112V245H108V247H110ZM114 246V245H113ZM117 246V245H116ZM119 246V245H118ZM153 246V245H152ZM154 246H157V245H154ZM239 246V245H238ZM33 247H35V248H33ZM61 247V246H60ZM68 247V246H67ZM104 247H106V246H104ZM107 247V248H108ZM115 247V246H114ZM112 248V250L113 249H115L116 250V253H119V251H118V247H117V249L116 248ZM125 247H127V246H125ZM172 247H174V245L172 246ZM182 247V246H181ZM234 247V246H233ZM232 247V249L234 250V248ZM253 247V246H252ZM32 248L33 249H37V248H44V247H42V246H39V245H36V246H32ZM46 248L47 247H45V250H46ZM54 248V247H53ZM52 248V249H53ZM58 248V247H57ZM63 248V247H62ZM106 248V250H108ZM171 248V247H170ZM180 248V247H179ZM49 249H51V247L49 248ZM61 249V248H60ZM99 249H100V247H99ZM110 249V248H109ZM121 249V248H120ZM119 249V250H120ZM130 249V248H129ZM141 249H143L144 250V252H143V250L141 251ZM148 249V248H147ZM162 249V248H161ZM173 249V248H172ZM186 249H187V251H186ZM231 249V250H232ZM54 250H55V248H54ZM53 250V251H54ZM59 250V249H58ZM85 250V249H84ZM103 250V249H102ZM105 250V249H104ZM111 250V251H112ZM174 250V249H173ZM179 250V249H178ZM262 250V249H261ZM51 251V250H50ZM52 251V252H53ZM63 251V250H62ZM108 251H110V250H108ZM118 251V252H117ZM149 251V250H148ZM170 251H171V249H170ZM175 251V250H174ZM173 251V253H174V255H175V252ZM51 252V253H52ZM78 252V255H80V253L81 252H79V251H77ZM84 252V251H83ZM83 252H82V254H83ZM114 252V250L111 252V253H113ZM152 252V251H151ZM86 253V252H85ZM108 253V252H107ZM115 253V252H114ZM114 253H113V255H114ZM122 253V252H121ZM172 253V254H173ZM177 253V252H176ZM154 254V253H153ZM181 254V253H180ZM132 255V256H131ZM156 255V254H155ZM173 255V256H174ZM17 256V255H16ZM157 256V255H156ZM161 256V255H160ZM171 256V255H170ZM172 256V257H173ZM176 256H177V254H176ZM188 256H191V257H188ZM69 259V258H68ZM67 259V260H68ZM71 259V258H70ZM75 259V258H74ZM129 259V258H128ZM19 260V259H18ZM71 260H73V258L71 259ZM69 261V263L71 264L73 261ZM77 261V260H76ZM193 260H191V262H192ZM189 262V261H188ZM194 262V261H193ZM192 262V263H193ZM60 263L61 264H69L68 263V261H66V260H64V261H60ZM59 263V264H60ZM74 263V262H73ZM195 263V262H194ZM212 263H214V261H212Z\"/></svg>",
    "mask_w": 264,
    "mask_h": 264
},
{
    "label": "crops",
    "instance_id": "3",
    "mask_svg": "<svg viewBox=\"0 0 264 264\" xmlns=\"http://www.w3.org/2000/svg\"><path fill=\"white\" fill-rule=\"evenodd\" d=\"M107 67L98 86L102 96L166 116L180 112L232 133L243 132L248 120L255 117L249 115L258 113L264 103V76L250 72L233 80L202 73L190 76L167 70L133 72L118 65ZM255 119L259 123L255 139L264 154V115ZM256 210L255 203L251 214Z\"/></svg>",
    "mask_w": 264,
    "mask_h": 264
},
{
    "label": "built area",
    "instance_id": "4",
    "mask_svg": "<svg viewBox=\"0 0 264 264\" xmlns=\"http://www.w3.org/2000/svg\"><path fill=\"white\" fill-rule=\"evenodd\" d=\"M256 115L258 117H261L264 115V103L262 104V106L260 107V110L258 111V113H256Z\"/></svg>",
    "mask_w": 264,
    "mask_h": 264
}]
</instances>
